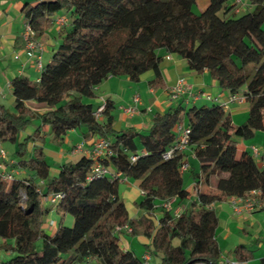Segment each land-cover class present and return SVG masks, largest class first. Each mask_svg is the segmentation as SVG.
I'll return each instance as SVG.
<instances>
[{
  "label": "trees",
  "instance_id": "obj_1",
  "mask_svg": "<svg viewBox=\"0 0 264 264\" xmlns=\"http://www.w3.org/2000/svg\"><path fill=\"white\" fill-rule=\"evenodd\" d=\"M247 1L249 9L239 17L231 16L237 13L234 0H208L199 13L193 11L196 0H38L25 4V23L37 39L56 24L57 15L65 23L58 26L59 43L43 63L38 79L11 78L13 109L0 102V146L17 144L14 160L8 156L1 160L0 238L10 257L0 264H150L120 247L123 232L148 237L147 251L158 258L155 264H226L220 258L215 238L218 219L211 206L253 190L264 200V165L259 166L250 152L238 150V139H251L264 131V0ZM164 53L182 58L196 74L206 71L230 94H238L244 85L246 122L233 125L220 102L178 103L155 111L145 131L115 130L110 100H105L100 118L93 115L92 104L83 99H94L97 86L109 77L125 76L137 82L150 70L149 85L164 89ZM28 100L50 108L37 113L26 106ZM34 119L39 123L33 132L21 137ZM181 124L188 129L187 147L164 158ZM73 129H80L84 140H108L99 161L107 173L93 172L95 161L84 154L61 164L58 174L49 177L43 143L47 136L61 141ZM188 155L199 166L194 188L199 178L206 182L215 178L214 187L221 194L196 191L191 198L193 193L184 186L180 171ZM132 156H136L134 161ZM11 170L23 175L15 177ZM7 174L11 180L5 178ZM123 178L134 181L142 192L135 204L144 211L140 216L129 217L119 197ZM50 195H56V200L46 206L43 201ZM170 199L176 204L188 200V208L180 213L165 210L161 204ZM51 210L59 216L52 234L42 227ZM67 214L73 217L70 227L63 222ZM7 239L13 243L8 245ZM231 253L239 262L253 258V250L244 245ZM258 264H264V257Z\"/></svg>",
  "mask_w": 264,
  "mask_h": 264
},
{
  "label": "crops",
  "instance_id": "obj_2",
  "mask_svg": "<svg viewBox=\"0 0 264 264\" xmlns=\"http://www.w3.org/2000/svg\"><path fill=\"white\" fill-rule=\"evenodd\" d=\"M38 0H0V102L6 105L9 109L14 105V94L9 85L11 78L15 76L27 77L36 81L39 77V71L36 69L34 61L29 59L25 53V42L21 35L25 23L23 8L27 2H35ZM208 6V0H196L195 6L202 11ZM249 9L248 1L243 0V4L238 5L236 12L246 11ZM61 15H57V18ZM56 28V29H55ZM58 25L55 24L52 28L47 30L38 39L43 45L42 62L47 63L57 47L55 43H59L57 36ZM45 61V62H44ZM161 73L163 75L166 87L164 89H153L146 80L133 82L125 76L109 77L100 83L95 89L97 99L96 109L101 104V99L110 100L114 105L113 108V128L115 130L132 129L136 131H145L150 124V119L155 111L163 112L178 103L187 105H207L205 102L210 101L211 104L215 102H225L229 98L230 93L227 90L220 89L216 82L212 80L208 73L204 71L201 74L188 69L186 62L174 55L164 53V59L161 64ZM179 78H183L184 82L189 87L188 90L179 96L177 99H170L169 90L173 87ZM141 85V86H140ZM245 86H241L238 94H242ZM135 93L139 94L140 100L136 104V110L133 113L125 111L126 107L134 105L132 100ZM91 103V102H90ZM26 106L37 113H43L50 107L44 103H38L33 100L25 102ZM92 104V103H91ZM93 106V104H92ZM230 113L233 125H240L246 122L248 117V103H231L227 109ZM32 128H29L27 133H21V137L30 134ZM97 137H92L89 140H84L80 129H73L67 132L62 139V146L66 149H61L57 156L58 164H63L69 161L77 160L83 152H75L74 146L83 144L86 149L91 148L92 142ZM252 147L258 150L255 156L252 152ZM32 148V145L30 146ZM239 152L248 151L253 154L259 166L264 165V131H257L253 138L247 140L238 139ZM189 153V151H187ZM10 161L14 160L13 156L7 155ZM188 168L183 172L188 173V188L192 191L195 197V192L200 191L206 194H221L219 190L214 187L215 178L204 181L199 178L198 188H194L195 181L193 176L199 172L197 161L192 155L187 156ZM59 165V166H60ZM11 174L15 177H21L22 172L11 170ZM123 188V196L126 194H134L138 191V196L133 199V217L143 214V210L138 208L135 204L140 200L142 194L137 184L129 179L123 178L120 181ZM185 186V185H184ZM191 188V189H190ZM189 201L185 200L180 204L172 201V212L180 213L188 208ZM127 208V205L125 203ZM211 208L214 210L218 223L215 230V238L218 243L220 258L226 264L232 262L237 264H258L260 259L264 257V203L262 206L251 212H236L229 202V198L223 201L215 202ZM128 212V208H127ZM159 214V213H158ZM129 215V214H128ZM138 236L136 238H140ZM218 237L222 240L225 246V251ZM254 243L256 247L251 248L250 244ZM150 241L145 245H149ZM237 245H244L246 248L253 250V259L250 261L239 262L232 255L231 251ZM249 246V247H248ZM121 247V246H120ZM1 249V242H0ZM123 250H131L128 247H123ZM9 253V252H8ZM10 254V253H9ZM148 256V262L158 261L154 255L148 251H143L140 255ZM155 258V259H154ZM153 264V263H150Z\"/></svg>",
  "mask_w": 264,
  "mask_h": 264
},
{
  "label": "built area",
  "instance_id": "obj_3",
  "mask_svg": "<svg viewBox=\"0 0 264 264\" xmlns=\"http://www.w3.org/2000/svg\"><path fill=\"white\" fill-rule=\"evenodd\" d=\"M238 5L243 4V0H234ZM65 23V18L58 17L56 19V24L63 25ZM21 35L25 42V53L27 57L34 61L35 67L38 71H40L43 67L42 62V53H43V45L39 39L35 37L34 31L28 25V23H24L23 30ZM187 84L184 82L183 78H179L176 84L170 88L169 96L170 99L174 100L177 99L179 96L184 94L188 90ZM134 105L125 108V111L128 113H133L136 110V104L139 102L140 97L138 93H135L132 98ZM241 103L245 102L244 97L241 94H230L229 98L225 102H221L222 107L227 110L231 103ZM105 107V100L101 99V104L95 109L93 115L96 118L101 117V113ZM188 144V129L183 125H178L176 127V138L173 145L163 154L164 158H168L174 153H178L183 151ZM108 146V140L105 138H96L92 144L90 149H86L83 144H78L74 146L75 152H83L85 155L89 156L92 160L95 161L93 166V172L95 173H107V170L104 169L100 164V158L103 157L106 153ZM252 152L256 156L258 154V150L255 147H252ZM7 155L5 151L0 146V169H4V166L1 160H6ZM131 159L134 161L136 156H132ZM188 168V162L185 161L180 166V171L184 172ZM7 180L12 179L11 174L4 175ZM142 194V192H141ZM259 191L253 190L248 195L243 197H230L229 202L233 209L236 212H251L254 211L262 206L264 200L259 198ZM56 195L54 196H46L45 199L49 202H54L56 200ZM22 199H25V195L22 194ZM174 199L166 200L161 204V207L165 210H170L172 208V201ZM127 228V227H125ZM145 263L148 262V256H142ZM230 264H237V263H230Z\"/></svg>",
  "mask_w": 264,
  "mask_h": 264
},
{
  "label": "rangeland",
  "instance_id": "obj_4",
  "mask_svg": "<svg viewBox=\"0 0 264 264\" xmlns=\"http://www.w3.org/2000/svg\"><path fill=\"white\" fill-rule=\"evenodd\" d=\"M193 11H194V13L200 12V10H198L196 7H193ZM244 13H245V11L242 10L241 12H238L236 14H232L231 16L232 17H239V16L243 15ZM218 15H219V17H222L221 13H219ZM49 43L50 44L55 43V46L58 45L56 42L49 41ZM159 53L163 54V50L162 49L159 50ZM151 74H152V71H150V70L145 71L140 75V78H141V80H146L147 78L152 77ZM83 100L86 102H91L93 104V107H96V102L98 101L97 99H90L89 100L86 98H84ZM205 103L207 105H211L210 101H208V102L206 101ZM174 105H176V101H175ZM199 105H200V103H198V106ZM12 109L13 108H11V110ZM38 123H39V121L37 119H34L31 122V124L24 130V132L27 133L28 129L32 128V131L30 132V134H31L33 132L34 128L38 125ZM31 144L32 143H29V145H31ZM1 147L6 152L7 155L14 156V152H15V149L17 147V144L16 143L15 144L10 143V142H3V143H1ZM42 147H43V150L45 153V159H46L48 166H49V177L56 176L58 174L59 165H60V164H58L59 162H58L57 156H58L59 151L61 149H66V148H65V146H62V140L61 141H52L50 139V136L46 137V140L44 141ZM187 172L184 174V185H185V187H188V176L189 175ZM123 188L124 187L122 185H119V197L124 203H126L127 208H128L129 217H133V210H134L133 199L135 197H137L138 196L137 194H139V193H137L138 191H136L134 194H126L123 196ZM43 202H44V205H46V206L50 205L48 200L43 201ZM20 204L22 206H24V203L22 201H20ZM158 212H159V210L156 209L155 214H158ZM58 219H59V216L54 211L51 210L43 218V223H42L43 229H45V231H47L48 233H51V234L54 233L56 228H57ZM156 219H157V216L155 215V220ZM63 222H64L65 226L70 227L73 224V217L71 215L67 214L65 216ZM148 241H150V239L146 236H141L140 238H136V236L130 235L129 233H125V232L119 234V245L121 246V248H123V247L130 248L131 249L130 251H132L136 256H140L143 253V251L148 250L147 246L145 245L146 243H148ZM218 241L220 242V244L222 246V248H221V249H223L222 252H224L225 246L223 245L222 240H220L219 237H218ZM0 242H1V244H3V240L1 238H0ZM6 243L8 245L12 244L13 240L7 239ZM173 243L174 244L178 243V240L175 238L173 240ZM37 246L38 247L40 246V242L37 243ZM250 246L253 249H254V247H256L254 243H251ZM8 257H10V254L8 253V251H6L4 249V247L3 248L1 247V249H0V260L7 259ZM155 258H157V257L155 256ZM150 263L155 264V263H157V261L154 260V261H151Z\"/></svg>",
  "mask_w": 264,
  "mask_h": 264
},
{
  "label": "water",
  "instance_id": "obj_5",
  "mask_svg": "<svg viewBox=\"0 0 264 264\" xmlns=\"http://www.w3.org/2000/svg\"><path fill=\"white\" fill-rule=\"evenodd\" d=\"M199 264H204V263H199Z\"/></svg>",
  "mask_w": 264,
  "mask_h": 264
}]
</instances>
